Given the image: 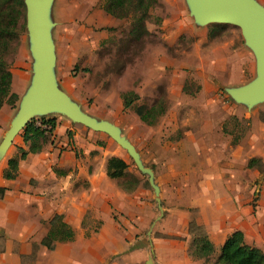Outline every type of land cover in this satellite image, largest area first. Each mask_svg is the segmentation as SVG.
Segmentation results:
<instances>
[{
  "label": "crops",
  "instance_id": "crops-1",
  "mask_svg": "<svg viewBox=\"0 0 264 264\" xmlns=\"http://www.w3.org/2000/svg\"><path fill=\"white\" fill-rule=\"evenodd\" d=\"M64 14L69 15L68 11ZM107 18L114 22L113 16L108 14ZM68 21L67 17L56 21L55 30L60 24L61 29L51 36L53 72L59 89L80 106L73 85L60 80L57 69L60 51L67 64L68 59L77 58L80 38L85 37ZM13 78L14 74L11 86ZM236 79L229 81L237 83ZM30 81L28 76L25 85L15 91L18 98L14 107H0V141ZM170 99L171 108L160 123L144 125L147 130L139 139L133 129L125 135L136 148L138 141L145 146L147 156L143 150L139 152L142 164L148 160L154 164L153 180L162 205L159 218L154 189H126L120 185L124 177L110 178L106 166L111 156L96 143L97 137L91 132L86 135L79 127L72 131V138L68 137L66 130L71 127L60 117L55 119L56 112L45 114L55 120L49 142L39 152L19 159L14 178H4L2 172L14 152L4 163L2 160L15 136H20L18 148L29 147L22 139L23 129L19 130L0 159V188L4 189L0 196V264H102L114 256L124 264H145L151 252L152 264H210L234 230L242 231L247 244L264 252V200L257 199L259 191L246 176V170L252 168L246 167L245 157L239 154L241 146L231 145L224 136L227 113L213 111L214 94L199 92L191 98L179 91ZM194 101L199 103L196 107ZM5 110L6 115L1 114ZM55 214L62 216L74 235L49 249L41 241ZM154 220L151 245L136 241ZM200 234L213 245L214 252L208 258L191 253L192 240Z\"/></svg>",
  "mask_w": 264,
  "mask_h": 264
},
{
  "label": "rangeland",
  "instance_id": "rangeland-1",
  "mask_svg": "<svg viewBox=\"0 0 264 264\" xmlns=\"http://www.w3.org/2000/svg\"><path fill=\"white\" fill-rule=\"evenodd\" d=\"M250 1L264 10V0ZM102 3L103 0H51L48 9V18L53 23L51 36L54 35L56 21H64L66 17L69 19L67 23L79 28L78 34L85 35L80 38L77 58L74 56L65 64L66 58H62L60 51V59L57 61L60 80H68L70 87L73 85L83 112L97 121H106L117 126L123 137L133 129L134 135L139 139L142 132L147 130L144 126L147 124L136 115L133 105L164 106V113L153 124L156 125L171 108L170 98L179 91L191 95V98H196L199 92L214 94L216 99L212 103L213 111L227 113L222 126L224 136L228 137L231 145L241 146L238 152L245 157L246 167L249 158L258 159L252 169L246 170V176L255 183L253 189L259 191L257 199L261 197L264 200V97L248 101L237 99L229 92L248 86L258 77L255 51L241 28L232 23L197 22L192 12L190 13L187 0H157L149 9V16L144 23L146 33L135 37L130 34L131 17H114V22L110 23L108 14L102 9ZM65 11H68V16L64 14ZM23 12L24 29L12 40L4 56L9 70L14 74L11 86L14 92L25 85L28 76L33 75L31 36L25 20V6ZM91 18L93 22L90 23ZM21 21L22 17L18 21V27ZM212 25H216L217 29L210 35L209 29ZM60 29L61 24L57 30ZM58 31L55 30L57 34ZM66 42H69L68 38ZM237 75L242 76L241 82ZM232 78H238L236 80L239 81L230 82ZM204 81L207 82L206 86ZM128 90L136 92L138 98L131 107L124 109L121 94ZM197 104L199 103L194 101L192 105L196 107ZM18 105L19 103L14 109L15 112ZM4 107L6 110L12 108L8 104H4ZM6 110L1 114L6 115ZM57 113L59 115L55 119L60 117L71 127L66 130L68 137L72 138V131L76 127L83 129L86 135L91 132L97 137L96 143L103 147L105 155L118 156L128 163L126 175L120 180L122 187L140 186L153 192L147 173L141 172L135 166L127 149L107 134L89 129L64 114ZM43 118L45 115L42 114L32 117L30 121L34 123ZM52 133L47 134V142ZM19 140L20 136H15L2 163L11 153L14 152V156L20 154L17 147ZM137 146L136 148L133 145L138 156L142 150L147 156L145 146L141 147L139 141ZM143 165L153 170L154 164L151 160ZM146 231L140 233L136 239L142 240L145 246L148 245ZM133 243L135 248L136 242ZM208 262L213 264L215 259ZM102 264L124 262L114 256L104 259Z\"/></svg>",
  "mask_w": 264,
  "mask_h": 264
},
{
  "label": "water",
  "instance_id": "water-1",
  "mask_svg": "<svg viewBox=\"0 0 264 264\" xmlns=\"http://www.w3.org/2000/svg\"><path fill=\"white\" fill-rule=\"evenodd\" d=\"M25 20L30 31L33 75L29 89L23 95L9 129L0 141V159L10 145L12 138L23 129L34 116L49 112H60L72 121L78 122L94 131H101L127 149L137 168L148 175V182L154 189L155 201L162 214V205L158 196V187L154 184L152 169L145 167L133 145L120 135L118 127L106 121H97L83 112L81 107L63 93L54 77V47L51 37L53 23L48 18L51 0H23ZM194 20L203 22L232 23L239 26L253 47L258 64V77L248 86L230 90V94L241 100L253 101L264 97V10L250 0H187ZM156 218V219H157ZM155 220L146 234L151 245L150 234ZM151 252L145 264L153 263Z\"/></svg>",
  "mask_w": 264,
  "mask_h": 264
},
{
  "label": "trees",
  "instance_id": "trees-1",
  "mask_svg": "<svg viewBox=\"0 0 264 264\" xmlns=\"http://www.w3.org/2000/svg\"><path fill=\"white\" fill-rule=\"evenodd\" d=\"M156 3L157 0H103L102 9L105 13L118 19L130 16V34L137 37L146 33L147 29L144 23L149 16V9ZM24 6L23 0H0V107L3 104L14 107L18 98L17 94L11 91L12 73L4 56L12 40L17 38L19 32L24 29ZM20 17H22V21L18 27ZM216 29V25H212L209 34L213 35ZM137 98V93L132 90L122 92L123 108L131 107ZM133 109L139 119L147 125L155 124L164 113V106L161 104L133 105ZM41 120L50 123L53 131L55 128L54 118L45 117ZM21 135L23 141L29 143L28 150L18 148L20 154L7 160V166L2 172L4 178H14L17 175L19 159H24L29 152H39L48 141L47 134L35 127L32 121L27 122ZM257 162L258 159L255 157L250 158L247 166L252 167ZM126 168L127 163L123 159L111 156L107 160L106 174L110 178L124 177ZM124 188L127 189L128 187L124 186ZM3 192L4 189L0 188V196ZM73 235L72 228L62 220V216L55 214L50 220L48 231L41 244L52 249L55 242L71 240ZM191 249L192 255L198 258H208L214 252L212 243L203 234L192 240ZM213 264H264V252L256 246L247 244L244 241L242 231L234 230L221 245L219 254Z\"/></svg>",
  "mask_w": 264,
  "mask_h": 264
},
{
  "label": "built area",
  "instance_id": "built-area-1",
  "mask_svg": "<svg viewBox=\"0 0 264 264\" xmlns=\"http://www.w3.org/2000/svg\"><path fill=\"white\" fill-rule=\"evenodd\" d=\"M35 122L37 124H35ZM33 125L35 127H38L40 130H42L45 134H51L52 132V126L50 125V123L42 121L41 119H39L38 121H34ZM51 136V135H50Z\"/></svg>",
  "mask_w": 264,
  "mask_h": 264
}]
</instances>
